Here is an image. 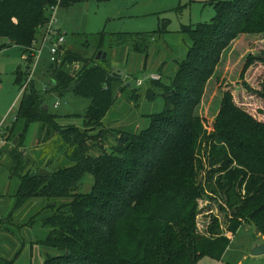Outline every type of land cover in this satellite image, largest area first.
<instances>
[{
    "label": "trees",
    "instance_id": "16d2710c",
    "mask_svg": "<svg viewBox=\"0 0 264 264\" xmlns=\"http://www.w3.org/2000/svg\"><path fill=\"white\" fill-rule=\"evenodd\" d=\"M49 2L0 0V37L18 46L22 56L47 21ZM74 2L61 0L59 8ZM209 4L214 9L209 23L181 26L190 46L176 61L169 85L150 80L143 93L130 90L133 102L158 96L163 103L159 113L145 116L148 123L140 131L103 128L116 94L131 86L66 48L49 66L51 87L58 95L66 92L90 101L83 116H72L82 118V127L63 126L58 116L44 110L32 81L21 93L12 125L3 130L6 144L13 131L23 136L32 125L38 129L31 157L22 158L21 145L11 147L19 181L13 209L34 198L69 200L43 220L50 232L38 243L58 253L42 264H194L204 256L220 260L231 241L224 233L234 236L244 221L264 234V122L238 107L230 91L222 94L210 131L195 112L230 44L241 35L264 36V0ZM165 33L163 21L154 32L112 38L147 59L154 35ZM255 62L263 68L258 95L264 102V51L247 56L240 79ZM75 64L82 66L79 71H64ZM28 74V66L14 72L20 89ZM109 138L114 144L107 150ZM40 168L50 175L30 177L31 170ZM86 175L93 181L90 190L76 193ZM205 194L229 211L225 228L209 215L204 231L196 230L197 202ZM5 222L0 220V229ZM0 264L14 262L0 257Z\"/></svg>",
    "mask_w": 264,
    "mask_h": 264
},
{
    "label": "rangeland",
    "instance_id": "374dc122",
    "mask_svg": "<svg viewBox=\"0 0 264 264\" xmlns=\"http://www.w3.org/2000/svg\"><path fill=\"white\" fill-rule=\"evenodd\" d=\"M211 1L217 0H75L71 6L59 8L56 28L65 35V48L93 59L92 63L118 75L131 86L125 92H116L115 101L102 120L104 129L140 131L147 126L146 115L162 110L163 103L158 96L151 101H146L142 96L133 102L128 98L130 90L143 93L150 81L145 78L150 75L158 76L156 81L166 87L169 85L176 72V61L185 56L190 46V41L180 33L181 26L209 23L214 16L213 6L209 4ZM163 21L166 22V33L163 36L154 35L157 40L149 44L147 59L144 55L129 51L128 46L116 45L112 38V34L117 33L154 32ZM102 33L105 34L103 51L97 48ZM98 51L106 54L104 59L96 60ZM263 51L264 36L241 35L223 52L195 111L205 130H211L213 116L225 91L232 93L238 107L255 120L264 122V102L258 95L261 90L262 66L255 62L240 79L247 56L259 57ZM49 66L48 53L44 49L31 81L42 96L48 113L58 116V122L63 126L81 128L82 118L72 116H83L90 101L71 93H55L51 87ZM18 67L23 71L27 68L19 47L8 38L0 37V127L3 130L11 127L20 103V87L14 83V72ZM81 67L80 64L65 66L64 71L77 72ZM137 79L143 81L141 87L136 86ZM37 129V125H32L23 136L13 131L7 137V144L0 145V220L5 222L6 219L0 229V257L13 260L14 264H42L47 256L57 255L55 249L42 246L38 241L50 232V228L43 225V220L54 212L56 206L69 201L34 198L20 208L13 209L19 181L12 170V141L18 138L16 145H21V149L26 151L25 156L31 157ZM113 144L112 138H109L105 148L109 150ZM53 156L52 152L48 153V157ZM60 160L61 157L57 164ZM81 182L76 193H87L93 184L91 176H84ZM197 203V231H204L205 225L209 223V215L217 216L225 228L230 213L223 208V202L205 194ZM224 234L231 241L221 259L204 256L194 264H264V255L251 256L255 246L264 244V234L252 223L242 222L234 236Z\"/></svg>",
    "mask_w": 264,
    "mask_h": 264
},
{
    "label": "built area",
    "instance_id": "2783aa9c",
    "mask_svg": "<svg viewBox=\"0 0 264 264\" xmlns=\"http://www.w3.org/2000/svg\"><path fill=\"white\" fill-rule=\"evenodd\" d=\"M49 5L46 10L47 21L45 24L38 30L31 47L28 49V53H25L22 58L26 66H28V76L26 82L20 89L22 93L28 83L32 80V73L39 62L40 55L44 49H46L49 57V63H54L60 55L65 50V35L56 28V13L59 10L61 0H49ZM147 80L156 81L158 76L150 75ZM143 81L141 79L136 80V86L140 87ZM0 127V145L4 146L6 144L5 139L3 138V128Z\"/></svg>",
    "mask_w": 264,
    "mask_h": 264
},
{
    "label": "water",
    "instance_id": "95a60500",
    "mask_svg": "<svg viewBox=\"0 0 264 264\" xmlns=\"http://www.w3.org/2000/svg\"><path fill=\"white\" fill-rule=\"evenodd\" d=\"M101 54V57H99V55ZM106 56L105 53H102L101 51H98L97 53V56H96V60H98L99 58H102L104 59ZM118 76V75H117ZM119 77V76H118ZM128 87H130V84L127 83L126 84ZM43 109L44 110H47V106L44 105L43 106ZM17 139L18 138H14V140L12 141V145L15 146L17 144ZM25 149H19V154L22 156V158H25ZM50 175V172H48L47 170H45L44 168H40L38 170H31L30 172V177H33V176H39V177H43V176H49ZM261 255H264V244H261V245H257L253 248V250L251 251V256L252 257H258V256H261Z\"/></svg>",
    "mask_w": 264,
    "mask_h": 264
}]
</instances>
